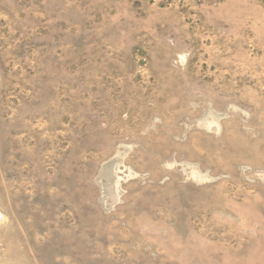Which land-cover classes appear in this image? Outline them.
<instances>
[{
    "label": "rangeland",
    "instance_id": "374dc122",
    "mask_svg": "<svg viewBox=\"0 0 264 264\" xmlns=\"http://www.w3.org/2000/svg\"><path fill=\"white\" fill-rule=\"evenodd\" d=\"M0 264H264V0H0Z\"/></svg>",
    "mask_w": 264,
    "mask_h": 264
}]
</instances>
